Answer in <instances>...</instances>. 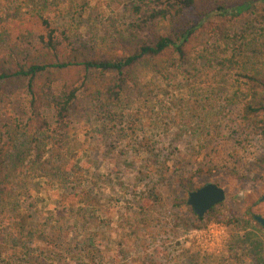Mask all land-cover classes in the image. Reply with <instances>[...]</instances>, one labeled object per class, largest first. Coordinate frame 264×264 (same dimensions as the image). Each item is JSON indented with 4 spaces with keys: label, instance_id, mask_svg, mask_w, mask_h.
I'll use <instances>...</instances> for the list:
<instances>
[{
    "label": "rangeland",
    "instance_id": "obj_1",
    "mask_svg": "<svg viewBox=\"0 0 264 264\" xmlns=\"http://www.w3.org/2000/svg\"><path fill=\"white\" fill-rule=\"evenodd\" d=\"M128 1L61 0L49 17L93 52L122 56L142 39L127 29ZM227 20L212 19L228 22L239 45L243 35L264 41V2ZM213 26L200 31L188 64L139 63L131 72L143 89L125 95L115 119L92 110L74 117L69 138L55 136L57 149L71 150L61 159L66 176L27 177L11 204L33 252L54 264H264V227L251 217L264 216V132L243 116L245 71L226 61L233 50ZM8 92L9 112L24 124L30 94ZM44 112L54 127L53 110ZM210 182L227 196L198 219L186 201ZM0 233L5 256L17 260ZM88 237L93 244L83 245Z\"/></svg>",
    "mask_w": 264,
    "mask_h": 264
},
{
    "label": "trees",
    "instance_id": "obj_2",
    "mask_svg": "<svg viewBox=\"0 0 264 264\" xmlns=\"http://www.w3.org/2000/svg\"><path fill=\"white\" fill-rule=\"evenodd\" d=\"M59 1L0 0V232L13 240L8 248L18 256L17 260L6 257L2 245L0 264H54L33 252L32 239L24 237L25 225L11 204L16 187L27 177L36 180L66 176L61 159L71 150L57 149L55 136L69 138L74 117L92 110L115 119L125 95L132 100L133 94L143 89L131 71L143 61L156 71L168 61L174 66L188 64L198 48L200 31L208 25H214L212 32L232 48L233 55L226 61L245 71L250 99L243 116L253 123L256 132H264L260 118L264 114V73L255 61L264 52V41L259 42L260 36L247 40L243 35L239 45L240 39L232 35L228 22L215 27L212 21L213 17L228 21L246 12L256 13L264 0H129L125 8L130 19L127 29L130 35L142 39L122 56L93 52L74 37L72 29L55 26L49 13L58 10ZM9 88L26 89L30 94V114L24 124L9 112ZM142 93L135 97L144 98L139 97ZM46 108L53 110L54 127L44 112ZM193 212L198 219L203 218ZM251 217L255 219V215ZM84 244L92 245L93 239L86 238ZM86 252L95 254L92 250Z\"/></svg>",
    "mask_w": 264,
    "mask_h": 264
},
{
    "label": "water",
    "instance_id": "obj_3",
    "mask_svg": "<svg viewBox=\"0 0 264 264\" xmlns=\"http://www.w3.org/2000/svg\"><path fill=\"white\" fill-rule=\"evenodd\" d=\"M226 190L217 183H207L197 190L189 193L188 204L193 207L195 213L200 217L213 207L225 201ZM264 200V196L261 198ZM255 219L264 227V216L255 215Z\"/></svg>",
    "mask_w": 264,
    "mask_h": 264
}]
</instances>
